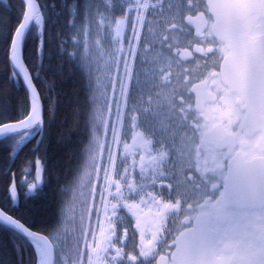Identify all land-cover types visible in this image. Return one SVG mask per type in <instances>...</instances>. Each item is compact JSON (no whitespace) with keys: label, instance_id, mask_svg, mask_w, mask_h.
Listing matches in <instances>:
<instances>
[{"label":"snow or ice","instance_id":"snow-or-ice-1","mask_svg":"<svg viewBox=\"0 0 264 264\" xmlns=\"http://www.w3.org/2000/svg\"><path fill=\"white\" fill-rule=\"evenodd\" d=\"M48 7L36 0H20L14 24L0 17V55L9 67L10 79L22 84L27 95L26 103L15 105L10 98L0 99V137L14 141L17 147L37 136L41 138L36 142L39 147L56 115V102L36 83L52 88L42 76ZM67 7L73 20L80 22L79 31L73 35L83 36L92 25L100 35L114 5L112 0H91ZM141 13L150 15L167 33L160 37V44L169 50L175 64L203 60V79L190 81L185 68L181 80L185 90L161 98L156 89L161 84L171 87V65L160 67L158 61L147 60L152 45L141 37ZM115 23L119 37L122 22ZM128 25L127 50L120 40L116 41L108 88L96 85L91 67L87 62L82 64L89 73L87 95L83 106H73V127L82 123L90 134L84 150L85 175L94 171L99 180L102 171L105 187L109 185L108 169L115 170L116 166L113 149L106 146L107 138L110 136L111 145L119 147V131L125 120L133 128H142L158 145L150 159L155 173L150 180L158 187L145 191L126 183V199L132 202L124 206L136 217L138 252L124 251L126 228L123 236L113 241L117 204H112L109 211L101 189L100 205L108 230L105 233L103 226L99 227L103 240L98 243L92 232L94 243L90 245L88 234L81 229L74 255L65 264H264V0L138 2ZM173 32L188 36L194 32L195 43L173 46ZM33 42L35 50L30 55ZM60 43H64L63 38ZM82 45L81 41L74 46ZM138 46L144 53L139 58ZM209 61H214L210 67ZM203 85L210 86L202 89ZM15 155L11 151L9 158ZM206 155L212 159L211 166ZM140 160L143 172L144 157ZM121 168V178L130 177L129 169ZM41 171L38 166L36 179ZM30 174L28 169L22 170L17 181L10 169L4 172L10 205L18 202V188L29 189L23 193L25 198L39 195L42 186L26 180ZM115 191L121 194L118 183ZM147 215L153 218L150 226L143 223ZM96 219L99 224L100 212ZM0 222L15 233L13 247L18 256L28 244L39 251L38 264H53L55 241L49 235L38 234L4 207H0ZM0 264L5 262L0 260Z\"/></svg>","mask_w":264,"mask_h":264},{"label":"trees","instance_id":"trees-1","mask_svg":"<svg viewBox=\"0 0 264 264\" xmlns=\"http://www.w3.org/2000/svg\"><path fill=\"white\" fill-rule=\"evenodd\" d=\"M39 4L48 5L46 21L48 38L45 40V71L43 78L52 85L48 90L39 82L37 87L47 91L56 102V115L52 120L48 135L39 147L33 137L17 147L14 141L0 140V207L8 209L14 217L26 223L32 230L41 235L52 236L62 225L65 209V191L70 189L82 176L85 167V147L90 134L80 123L73 127V106H83L88 84V73L82 64L88 59V46L94 34V25L86 29L83 36L73 35L79 31V21L73 20L69 7L74 2L80 5L90 3L91 0H37ZM55 5L53 8L52 6ZM20 10V0H5L0 2V17L15 23ZM73 24L76 25L75 29ZM7 35V30H4ZM64 43L61 45L60 40ZM83 42L82 47L74 45ZM3 40L0 39V50ZM63 48V51L60 49ZM35 50V42L29 48L31 55ZM76 56L80 60H75ZM0 99L10 98L13 105L19 101L27 102V95L20 83L10 79L9 67L0 55ZM15 151L14 158L10 152ZM39 162V165H38ZM30 166V168H29ZM41 168L39 179H36L37 168ZM11 170L17 181L20 180L22 170L28 169L30 175L26 180L40 185L37 196L25 198L23 193L27 188H18V202L10 205L5 193V182L8 177L4 172ZM15 233L0 225V260L5 264H37V256L32 246L25 244L23 255L18 256L15 248Z\"/></svg>","mask_w":264,"mask_h":264},{"label":"rangeland","instance_id":"rangeland-1","mask_svg":"<svg viewBox=\"0 0 264 264\" xmlns=\"http://www.w3.org/2000/svg\"><path fill=\"white\" fill-rule=\"evenodd\" d=\"M133 1L135 3H132ZM96 2H99V0H96ZM138 2H143L145 4L151 5L152 3L155 2V0H112L114 7L112 8V11L109 13L110 19L107 25L100 30V35L96 34L97 29L95 28L94 25L93 38L88 46L87 63L92 69L93 78L95 80L96 85H98L101 89L108 88L111 78L109 69H111L114 65L116 40H114L113 31L116 29L115 21H119V20L123 21V19L126 20V22L124 21V23L127 26V32H126V28L124 27L123 36L125 39L124 38L122 39L121 42L124 41V43L123 45L121 43V46H123L125 50H127V39L129 34L128 20L134 16ZM121 11H123L124 13L123 16L121 15ZM141 16L142 19L144 20V28L141 30V37L142 39L149 40L152 45V47L149 48L147 60L150 62L157 61L155 55H156L157 44L159 43V39H160V36L157 33L159 31L160 25L159 23H157V21L153 20L152 17L146 13H141ZM105 36H107V40L105 39ZM109 41L111 46H109ZM136 51L138 58L144 56V53L141 51L139 46L136 48ZM88 77H89V73H88ZM108 94L111 95L110 90ZM130 134H131V124L129 121L125 120L121 132H119V139L121 141L119 147L111 145L110 136L107 138L106 146L112 147L114 158L116 161L115 170L112 176H111V167L108 169L109 178L110 177L112 178L109 179V185L107 186L109 187V190H107V188L104 186L102 171L100 172V179L98 180L96 173L94 171L92 172V175L86 176L83 170L82 176L78 179L75 185L65 191V209L63 213L62 227L60 231H58L56 234H54L51 237V240L55 241L54 247L57 256V264H65L68 257L74 255L75 241L79 239L81 236V229H83L84 227V219L86 217L87 210L89 209V215H91L94 210L96 199L100 200L99 192L101 191V189H103L105 192V203L107 204L108 210H110L112 204H117V206H120L122 204L123 199L131 201L130 199H126L128 196L126 183H133L134 185H137L138 189L142 187L145 191H151L153 190L154 187H158V185L153 186L150 180V177H152L155 174L153 166L148 167L146 169L147 171L145 170L139 173L136 172L137 166L134 160L130 161L122 157L123 147L126 144V142L129 141ZM151 139L154 142V149H155L154 152L157 153L158 145L155 142V138H151ZM106 156L107 153L105 152V159ZM121 165L129 169V172L131 173L130 177H124L123 179L121 178L122 175ZM89 171H92L90 167H89ZM112 180L114 181V183ZM116 181H119L122 185L121 194L123 198H121V194H117L115 191ZM169 182L171 181L165 180V183H169ZM109 191H111L112 193L111 195H108ZM118 200L119 203H117ZM141 209H144L145 211L146 208L144 207ZM136 211L139 212L138 209ZM98 212H100V216H103V210L100 205V201H99ZM141 215H143V213ZM132 217L133 219H130L124 211H121L119 213V219L117 220V237L123 236V232L125 228L128 231L127 238L122 241L125 252H130L133 250L136 252V249L138 250V245L140 242V232L139 230H137L136 232V230L134 229L136 224L135 223L136 217L135 216ZM151 219H152L151 215L143 216V223L145 225L150 226ZM90 220L91 219L88 218V222H90ZM97 224H98L97 219L95 218L93 225L94 229L93 230L87 229L86 234H88L89 236L90 245L94 243L93 241H91L90 234L92 232H95L97 234L98 232ZM132 225H133V229H132ZM61 248H63V252H61Z\"/></svg>","mask_w":264,"mask_h":264},{"label":"flooded vegetation","instance_id":"flooded-vegetation-1","mask_svg":"<svg viewBox=\"0 0 264 264\" xmlns=\"http://www.w3.org/2000/svg\"><path fill=\"white\" fill-rule=\"evenodd\" d=\"M159 36H163L167 34L161 26L159 27V31L157 32ZM195 36L194 32L191 36L184 35V34H177L175 32L171 33V42L173 46L175 45H182L186 46L189 43H195ZM168 49L166 47H162L159 43L157 44L156 49V60L159 62L160 67H168L171 65V72H172V85L171 87H165L161 84L160 87L156 89V91L160 94L162 99L170 98L175 93L181 92L185 90V85L181 83L183 76L185 75L184 69H187V72L190 73L189 80L198 82L199 80L203 79L206 75L205 65L203 60L193 61L186 64H175L174 61L170 59L168 56ZM214 64V61H209V67ZM210 85H203L202 89L209 87ZM207 149V146H206ZM208 160V165L211 166L212 159L210 156L206 155L205 157ZM191 175V173H189ZM190 191V188H189Z\"/></svg>","mask_w":264,"mask_h":264},{"label":"bare ground","instance_id":"bare-ground-1","mask_svg":"<svg viewBox=\"0 0 264 264\" xmlns=\"http://www.w3.org/2000/svg\"><path fill=\"white\" fill-rule=\"evenodd\" d=\"M124 27L126 28V24L124 23V21L122 22V30H121V33L119 35V37L116 35V29L113 31V36H114V40H120L122 41V39L124 38L123 36V30H124ZM122 129V128H121ZM121 129L119 132H121ZM156 152H154V142L151 138H149L148 136H146V134L143 132V129H141L140 127H136V128H133L131 126V134H130V139L129 141L126 142V144L124 145L123 147V151H122V157H124L125 159H128L130 161L134 160L136 162V166H137V171L136 172H139L141 173V160H140V157L143 156L144 157V160H143V164H144V171L152 166L150 164V159L153 155H155ZM138 157V158H137ZM151 170V169H150ZM147 171V170H146ZM114 170L113 168H111V176L113 174ZM148 173V172H147ZM111 178V177H110ZM109 178V179H110ZM112 179V178H111ZM113 181V180H112ZM114 183V181H113ZM119 184L120 187H122L121 183L119 181H116V184ZM107 190H109V187H106ZM93 197V196H92ZM92 199V198H91ZM128 202V203H131L132 201H128V200H125L123 199L122 200V204L120 206H117V215L115 217H113V220L116 221V224H115V230H116V236L113 237V241H116V237H117V220L119 219V213L121 211H124L126 213V215L130 218V219H133L132 216H134L132 214L131 211H129V209L127 207L124 206V204ZM95 207V206H94ZM141 208H144L143 205H141ZM147 209H145L146 211ZM155 210V209H153ZM111 211V207H110V210ZM136 211V210H135ZM86 214H89V209H88V212ZM142 214V213H141ZM92 215V214H91ZM89 218V215L86 216V219L88 220ZM150 219V218H149ZM153 219V218H152ZM151 219V220H152ZM91 222V220H90ZM135 223H136V220H135ZM100 226H103L104 230H105V233L107 232L108 230V223L107 221L103 218V216H101V219H100V223L97 224V229H98V232L96 234L97 236V241L96 243L100 242L103 240V237L100 235L99 233V227ZM87 229H90V228H87ZM137 232V229L136 227L134 228ZM87 232V230H86ZM140 243V242H139ZM139 251V248L138 250ZM37 254H38V257L40 258V254H39V251H37Z\"/></svg>","mask_w":264,"mask_h":264},{"label":"water","instance_id":"water-1","mask_svg":"<svg viewBox=\"0 0 264 264\" xmlns=\"http://www.w3.org/2000/svg\"><path fill=\"white\" fill-rule=\"evenodd\" d=\"M0 2H5V0H0ZM36 2L38 3V1L36 0ZM44 47H45V43H44V45H43V49H44ZM4 137H0V140L1 139H3ZM95 209H98V203H96L95 204ZM93 218H95V216L93 215ZM0 225H2V226H4V227H6V228H8L7 226H5L4 224H3V222H0ZM85 228H87V222L85 223ZM10 229V228H9ZM12 230V229H11ZM91 230H93L92 229V224H91ZM52 259H53V264H56V255H55V249H54V246H53V249H52Z\"/></svg>","mask_w":264,"mask_h":264}]
</instances>
